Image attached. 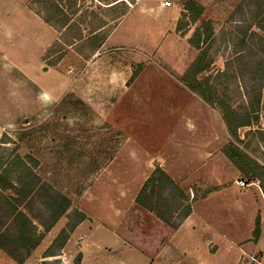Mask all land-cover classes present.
<instances>
[{"label": "rangeland", "instance_id": "1", "mask_svg": "<svg viewBox=\"0 0 264 264\" xmlns=\"http://www.w3.org/2000/svg\"><path fill=\"white\" fill-rule=\"evenodd\" d=\"M51 1L32 0L30 7L48 18L58 31L62 27L59 22L64 18L72 21L73 25L71 35L60 36L59 41H56L48 53L52 56L48 64L50 67L51 62L55 65L63 59L65 62L57 69L56 74H52L53 71L47 74V79L50 82L60 80L66 85L70 84L68 78L76 85L75 93L60 102L54 113L39 116L33 125L25 120L13 130L0 128V141H11L9 147L0 148V156L5 158L6 150H11L10 152H14L30 164L32 162L34 164V160L37 162L34 172L40 183L70 199L73 209L67 217L61 219L62 224L75 222L78 213L85 214L87 219L84 221V236L76 235L67 248L66 244L56 261L43 259L45 252L38 253L25 264H43L44 261L46 264H80L84 257L82 247L89 250L86 264H148L149 261H157L154 259L156 256L150 253H147L149 259L141 255L138 250L141 245L137 239L129 240L134 237L136 231L150 235L152 225L158 220L136 203L137 196L156 167H161L173 177L190 196L192 208L195 206L198 215L208 218L204 219L213 226L215 234L226 237L225 242H222L224 240L219 236L218 244L209 245L213 253L203 250L199 254L190 255L182 264L236 263L238 249L234 243L248 248L257 245L253 231L258 219L261 222L258 243L262 242L264 250V240H261L264 235V191L259 181L251 182L242 174L235 175L237 168L230 163H227V171L223 163L221 170H214L216 164H221L211 161L214 158L219 161V157L223 156L220 132L203 131L202 137H197L194 130H172L174 124H171L169 119L163 120L164 126L168 122L165 129L158 130L155 127L157 125H143L139 120V115L144 117L146 107L138 109L139 115H133V118L137 117L136 120L130 121L128 110L120 116V109H124L122 104L128 99L122 100L120 108L115 110L111 105L113 100H105L99 104L100 111H97L98 105L95 103L98 100H90L88 103L84 102H87L86 99L80 100L78 97L81 90L84 91V95L86 91H96V79L89 74L90 68L94 67H88L84 52H88L90 46L98 39L87 44H84V41H75L70 47L67 43L75 34L81 16L73 15L66 6L67 3L62 1L58 10H62L64 16L60 17L57 8L47 9ZM112 1L114 0H82L78 5L82 12L88 14L93 12L99 19L101 15L106 18L110 27L100 33L102 35L108 33L124 11L131 8L120 24L116 38L125 35L123 31L127 32L129 29L134 34L131 44L138 51L154 48L160 41L159 36L151 33L155 29L153 20L146 18L147 15L145 16L142 8L156 7L159 3L155 0L143 2L132 8L128 4L131 0H120L122 3L116 8L104 9L103 5ZM164 1L173 3L181 14L178 23L186 25L185 36L180 32L178 34L181 39L189 40L203 23L213 22L214 41L211 44L210 59L214 66L210 70V76L216 83L217 94L223 95L226 102L239 113H243L244 108L255 111L251 125L239 130L241 142L237 143L230 137H226V140L235 142L245 154L264 168V90L261 91L263 101L260 107L254 98L252 99L258 94L256 91V94L252 93V90L264 86V0H194L204 7L203 15L195 24L190 23L185 10L189 0ZM95 22L93 29L100 27V23ZM82 27L88 36L92 27L84 26V23ZM118 41L120 40L112 41L110 45H116ZM158 59L157 53H153L146 60H129L127 66L123 67L125 71L131 67L134 75L144 70L143 65L148 62L155 66L156 61L159 62ZM46 68L49 69L48 66ZM150 68L152 70L153 67ZM221 71L224 72V76L221 75ZM80 77H83L81 88L78 83ZM153 86L156 88L158 86L159 90L158 84ZM155 91L157 90L154 89ZM150 101L157 106L164 103V109L172 103L180 105L186 119L188 117L192 120L196 114L192 105L194 101L191 102L187 96H184L183 100L165 99L163 93L158 92ZM152 105L151 103L150 106ZM214 111L220 120L221 111L218 108H214ZM166 114L170 115L168 112ZM206 134L208 136L205 142L209 143L211 148L216 145V148L211 153L212 160L201 162L203 158L199 154L198 143H201ZM228 166L231 172H228ZM222 190L226 191L225 194L215 196L214 205L202 206L200 201L203 198ZM4 195L11 198L14 192L6 190ZM226 201L227 212L221 209L223 206L221 204ZM24 206L29 207L27 211L29 213L31 211L30 214L34 217L45 213L39 199L33 198V204ZM4 221H7L6 217ZM165 226L168 234L165 231L161 233L163 248L166 245L165 240L173 231L168 225ZM207 230L208 227L200 236L198 235V239L195 238L196 245L203 244L201 236L204 240L212 236ZM90 231L91 234L88 233ZM258 257L263 261L264 252ZM0 264L17 263L13 259L4 258L0 253Z\"/></svg>", "mask_w": 264, "mask_h": 264}, {"label": "crops", "instance_id": "2", "mask_svg": "<svg viewBox=\"0 0 264 264\" xmlns=\"http://www.w3.org/2000/svg\"><path fill=\"white\" fill-rule=\"evenodd\" d=\"M31 1L32 0H0V4L2 5V10H0V128L13 130L17 128V125H20L25 120L29 122L28 124L33 125V123L39 119V116L44 114L50 115L52 112L54 113L56 106L60 102L64 101L68 95H73V93H75L74 89H76V85L72 83L71 80H68V78L67 81L70 84H66L67 86L65 85V82L63 85L62 81L60 80L55 79V82H50V80L47 79V74H49L51 71H53L51 72L52 74H56V72H58L57 69H59V67L65 62V59L56 65L51 62L52 66L50 67L48 64L52 60V56L48 55V53L56 41H59L60 36L66 37L67 35H71V26L73 25L71 24L72 21H70L66 26H62L58 31L51 23H47L43 19L45 16L40 15L37 11L30 7ZM79 1L81 2L82 0ZM150 1L154 0H142L139 4L133 7L135 8L143 2ZM155 1L159 3L156 4V7L144 6L142 8L145 16L147 15L146 18L150 21L153 20L152 23L153 26H155V29L154 31H151V33L158 34L160 40L158 43L156 42L157 44L154 46V48L152 47L148 51H138L135 46H132L131 38H133L134 35L132 34V30L129 31L128 29L127 32L123 31L125 35L122 34L119 39L116 38L119 33V26L123 19L127 16L129 12L128 10L131 8H129L127 11H124L123 15L118 19V21H115L116 24L112 27V29L103 35L100 33H103L106 28L110 27V24L106 21V18L101 15V18L99 19V17L93 12L88 14L87 12H82L81 9H79L78 14H80L81 17L79 19L80 22H78L79 26H76L77 33L75 32L72 39L67 44L71 47L75 44V41H84V44H87L88 42L91 43V41L93 42L96 39L98 40L94 44L95 46H90L91 49L88 52H84V59L87 60L86 63L88 67H94L90 68L89 74L93 79H96V91H86V95H84V91L81 90V92L79 89L80 92L78 98L82 101L86 99L87 102L84 101L85 103H88V101L90 102V100L92 101L94 99L98 100L95 102L96 105H98L97 111L101 110L99 104L101 102H105V100H113L111 105L115 110L118 107L120 108L122 100L128 99L125 104H122L124 109H120V116L124 115V112L128 110L127 112L130 117V121L136 120L137 117L134 116L133 118V115H139L137 114L138 109L146 107L144 117L142 118L139 115V120L143 125H157L155 127L158 130H164L168 122L165 123L164 126L163 120L169 119V121L171 120V124H174L171 128L172 130H194L197 137H202L201 132L203 133V131L212 133L214 131H218L221 134L220 137H222L221 147L223 150V148L230 143V141L228 142L226 140V137H230V135L223 117L219 120L215 114L216 112L214 111L215 107H212L206 103L200 95L194 93L190 88L185 86L180 81V79L197 60L198 56L200 55V51L192 47L188 40L181 39V36L179 37L178 34L180 33L178 31L177 25L181 14L179 10L173 6V3L171 2V7H167L165 4L166 1ZM121 3L122 2H120V0H114L108 4L105 3L103 7L104 9L111 10L116 8ZM83 14L84 18H82ZM150 16L153 18H150ZM81 19H83V21H81ZM95 21L100 23V27L97 29H93L92 27L94 23H96ZM83 23L84 26L90 25L92 27V30L88 32V36L87 31L82 27ZM81 33L83 34L82 40H77L74 38L76 35ZM98 35H100V37H98ZM115 40L120 41H118V44L116 45H110V43L112 41L114 42ZM73 42L74 44H72ZM153 53H157L159 58V62L156 61L155 66H152L153 64L151 63L148 64V62L143 65V71L140 70V73L134 75L131 71V67H129L128 71H125L124 67L127 66L129 60H146V58H148ZM80 58L81 56H79V59ZM47 66L49 69L46 68ZM213 66L214 62L212 61L211 68ZM150 67H153L152 70H150ZM210 70L200 75L199 80L201 81L206 77L211 78ZM150 71L152 74H150ZM223 74L224 72L221 71L222 76H224ZM82 82L83 77H80L78 80V83H80L79 88H81ZM210 83L213 87H217L212 78ZM154 84L159 85V90L158 86L157 88L153 86ZM154 89L157 91L154 92ZM158 92L163 93L165 99L172 98L174 100H183L184 96L189 97L191 102L194 101V104H192L196 111V114L194 115L195 117H193L194 119L191 120V118L188 117L186 119L184 116L183 107H180V105H175V103L170 105L167 104L168 106L165 109L164 103L162 105L159 104V106L155 105V103L150 100H153V97ZM257 92L258 94L260 93L259 91H256V93ZM252 93L255 92L252 90ZM221 97H223V95ZM151 103L153 104L152 106H150ZM178 107L180 109H178ZM166 112H168L170 115L166 114ZM140 114L143 115L142 113ZM166 116L167 118H165ZM189 121L192 122L190 123ZM241 128H239V130ZM207 136L208 134H206L204 139H201V143H198L200 149L199 154L203 158L201 159V162H209L213 156L211 153H213L216 148V145L213 144L214 146L211 148L209 143L205 142ZM10 143V140H1L0 148L9 147ZM10 151L6 150L7 154L5 155V160H14L17 163L24 162L28 165V168L33 172V174L36 175L34 168L37 166V162L35 163V160L34 164L32 162L31 164L33 165H31L25 159L18 157L14 152ZM221 153L223 154V152ZM211 162H218L221 164H216L214 166V170H221L222 163L226 171L227 163H230L232 166H234L224 154L221 158L219 157V161L215 160L214 158V160ZM236 170L237 173H235V175L242 174L238 169ZM229 171L231 172L232 170L228 166V172ZM17 174L18 171L15 169L14 176L16 177ZM171 178L173 179V177ZM46 190L48 191L46 192L47 197L45 196L46 203L50 201L49 195L61 194L52 188L46 187ZM224 192L226 191L222 190L211 193L208 197L203 198L200 203L202 206L214 205V197L221 195ZM61 195L70 201L67 196L64 194ZM226 204L227 201L226 203L221 204V206L223 205L221 209L227 212V208L225 207ZM28 208L21 206L19 207V210L28 217V219L32 222V226L36 229V234L32 236L34 237L32 240L36 241L37 237L42 235L43 237L29 256H27V251L24 249V246L19 245L17 247L15 252L17 254L16 256L27 258L24 264L27 262L29 263V261L38 253H45L51 247L60 233L69 225L68 223L62 224L60 222L61 219L65 216L67 217L73 209L70 202V207L67 209L64 215L52 226L50 230L47 231L52 219V210L45 208L42 202V209L45 213L39 217H34L30 214L31 211L30 213L27 211ZM80 212L84 213L83 211ZM8 216L9 215L6 214V211L0 213V217H3V219L4 217L8 218ZM204 218L207 217L198 215L194 206L192 208L191 215L177 230H173L170 236L168 235L169 237L165 240L166 245L164 248L162 247L163 244L161 242V233L165 231V233L168 234V230H166V224L159 219L154 225H152L150 235H147L146 233L141 234V231H136L134 237L130 238L129 240H138L141 245L139 246L140 248L138 250L144 257L149 259V255L147 253L156 256L154 259L157 261H149L148 264H182L184 260H186L190 255L195 253L199 254L203 250L208 253H213L210 250L209 245H211V243L218 244L219 236H221L224 240L222 242L226 241V237L224 235L215 234L216 231L207 220L208 218L206 220ZM222 221L223 219L221 222ZM71 223L76 226L74 231L70 234V237L66 243L68 245H65L66 248L71 243V240L75 239L76 235L81 234L84 236L85 223L84 221L79 222V213L78 219ZM135 227L136 229L139 228L137 225ZM206 227L209 228L207 231L212 233V236L208 237L207 240H204L203 236H201L203 244L196 245V243H194L195 238L198 239V235L200 236V234L206 231ZM1 231L2 232H0V235L5 230ZM88 233L91 234V231ZM9 235L14 237L13 240H16L18 237L16 230L12 229L9 231ZM259 239L257 241V245H254L251 248L234 243V246H236L238 249V258L236 263L230 264H264V260L261 261L259 257L257 258L260 253L264 252L261 245L262 242L258 243ZM13 240H7V242L4 243L5 246L0 247V253L6 259H13L8 254L9 250L14 249L13 242L15 240ZM261 240H264V235L262 236ZM65 246L59 252H55L52 256L44 258L45 255L43 254V259L49 258L55 259L54 261H56L60 256V252L65 248ZM106 248L111 249L108 247ZM81 252L83 253L84 257L82 263L80 264H86V259L89 257V250H84V247H82ZM43 263L46 262L44 261Z\"/></svg>", "mask_w": 264, "mask_h": 264}, {"label": "trees", "instance_id": "3", "mask_svg": "<svg viewBox=\"0 0 264 264\" xmlns=\"http://www.w3.org/2000/svg\"><path fill=\"white\" fill-rule=\"evenodd\" d=\"M62 1L67 3L66 6L73 12V15L78 14L79 0H55V2L52 0L50 2L51 5L47 6V9L57 8L58 10V7H60L59 4H61L60 2ZM185 10L189 16L190 23L193 24L197 23L204 13V7L194 0L187 1ZM58 12L59 16H64L62 10H58ZM82 18H84V14ZM43 19L47 23H51L48 18L44 17ZM81 21H83V19H81ZM69 22L70 20L68 18H64L60 20L59 23L61 26H66ZM178 31L182 36H185L186 25L178 23ZM82 37L83 34L81 33L74 38L82 40ZM213 41V22L207 21L197 28L192 38L188 40L192 47L200 51V55L180 81L194 93L200 95L206 103L221 111L230 137L237 143H240L239 128L251 125L253 120L252 115H254L255 111H248L244 108V112L239 113L238 110L231 107L223 97L217 94V87L215 88L211 85L210 77H206L201 81L199 80V76L209 71L212 66L209 53ZM72 44H74V42ZM263 90L264 86L257 87L253 90L254 92H260L252 97L258 107H260L261 101H263L261 94ZM222 152L242 175L249 179V181H259L264 191L263 167L245 154L235 142H230L223 148ZM15 169L18 171L17 178L14 176ZM6 190H12L14 196L11 198L6 197V195L3 194ZM46 192L48 191L45 185L40 183V180L37 179L26 163H17L14 160L9 161V159L5 160V158L0 157V213L6 211V214L9 215L8 218H6L7 221H4L3 217H0V232H2L1 230H5L0 235V247L5 246L4 243H6L7 240H13L14 237L9 235V231L11 229L16 230L18 237L16 240L14 239L15 241L13 240L14 249L9 250L8 254L18 264H24L27 258L16 256L17 254L15 252L17 247L19 245L24 246V249L27 251V256H29L43 237L42 235L37 237L36 241L32 240L34 238L32 236L36 234V229L32 226V222L28 217L19 210V207L33 204V198L41 200L45 208L52 210V219L47 231L59 221L70 207V201L61 194L49 195L50 201L46 203ZM136 203L173 230H177L192 213L190 196L161 167H156L147 179L141 192L137 196ZM86 219L87 217L85 214L79 213V222H83ZM75 226L76 225L70 223L68 227L60 233L51 247L46 251L44 258L54 255L55 252H59L66 245ZM253 233L254 240L257 242L260 237L259 219Z\"/></svg>", "mask_w": 264, "mask_h": 264}, {"label": "built area", "instance_id": "4", "mask_svg": "<svg viewBox=\"0 0 264 264\" xmlns=\"http://www.w3.org/2000/svg\"><path fill=\"white\" fill-rule=\"evenodd\" d=\"M141 1L142 0H131V3L128 2V4H129L130 7H133V6L137 5V4H139ZM166 6L167 7H171L172 6V3L171 2H166ZM241 185L244 186L243 183H241Z\"/></svg>", "mask_w": 264, "mask_h": 264}]
</instances>
